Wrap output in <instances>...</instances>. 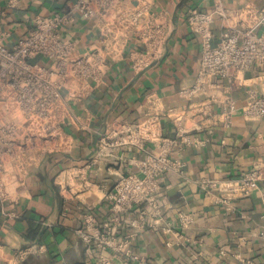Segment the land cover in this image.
<instances>
[{"label":"crops","instance_id":"1","mask_svg":"<svg viewBox=\"0 0 264 264\" xmlns=\"http://www.w3.org/2000/svg\"><path fill=\"white\" fill-rule=\"evenodd\" d=\"M71 1L0 0L4 42L11 44L32 28L36 15L61 11ZM219 1L223 6L264 7V0ZM122 2L129 8L147 2L145 14L153 21L154 34L148 40L132 32L124 38L105 39L107 69L89 93L65 101L54 130L55 144L50 135L29 146L20 159L3 164L0 172L11 196L7 208L18 215L7 218L0 211V264H244L247 259L264 264V235L259 232L264 227V116L246 117L240 107L229 126L220 121L204 123L199 133L208 137L206 144L172 152L185 166L181 173L167 171L160 181L157 198L161 214L156 220L148 216L143 225H132L139 204L119 213V234L135 232L131 249L138 257L100 249L77 232L87 213L99 225L114 214L108 197L114 181L121 172L136 170L135 158L146 153L126 146L100 152L102 133L124 121L141 120L154 104L183 108L206 99L211 110L219 111L226 94L233 95L238 105L251 90L264 94V69L256 65L242 72V79L231 91L220 75L212 76L195 94L182 91L194 82L201 53L200 37L186 19L188 9L211 8L214 0ZM213 29L217 38V18ZM259 31L264 32V23ZM60 33L73 40L78 51L99 44L105 47L99 26L78 12L60 27ZM148 44H156L157 50L148 64L135 69L133 52L145 51ZM5 117L0 109V122ZM16 120L19 134L33 131L34 126L22 117ZM162 131L174 134L169 118L162 121ZM155 149L152 143L147 145V151ZM256 167L262 174L257 186L233 199L232 207L216 199L218 187L201 183L205 178H237ZM179 210L193 215L188 225L180 224Z\"/></svg>","mask_w":264,"mask_h":264},{"label":"built area","instance_id":"2","mask_svg":"<svg viewBox=\"0 0 264 264\" xmlns=\"http://www.w3.org/2000/svg\"><path fill=\"white\" fill-rule=\"evenodd\" d=\"M146 5L147 2L129 8L122 0H73L61 11L36 15L33 27L11 44L5 43L0 33V109L7 115L0 122V169L7 161L20 159L29 146H36L43 138L53 136L66 107L65 101L85 96L102 79L109 53L105 39L124 38L130 32L145 40L152 38L155 26L145 14ZM75 12L99 26L105 47L99 44L78 51L73 40L61 35L60 27L72 19ZM215 18L220 25L217 38L213 29ZM186 19L198 33L201 47L195 80L182 89L187 95L204 89L214 75L223 76L227 82L225 87L231 91L242 79L245 69L254 65L264 69V32L259 31L260 24L264 23V7L252 4L223 6L219 0H214L211 8L190 7ZM156 50V44H148L145 51L133 52L134 68L148 64ZM221 103L219 111L211 110L210 101L206 99L191 102L183 108L154 104L141 120L124 121L102 133L98 138L100 152L126 146L146 153L135 158L136 170L121 172L114 181L108 193L114 214L101 225L92 214L84 215L83 224L76 229L82 239L103 250L109 248L114 253L122 251L131 258L138 257L131 249L135 232L119 234V213L139 204L138 216L130 220L132 225L141 226L149 217L156 220L161 214L157 198L160 181L167 171L181 173L185 166V161L173 156L172 152L188 145L206 144L208 137L199 133L206 125L204 123L207 121L210 125L220 121L229 126L232 114L239 107L246 117L264 116V94L254 90L240 105L231 94H226ZM19 116L23 122L34 126L33 131L19 134L16 120ZM165 118L172 121L173 135H165L162 131ZM149 143L156 149L147 151ZM261 177L256 167L237 178H205L201 183L208 188L218 187L216 199L232 207V200L249 194ZM58 183L64 188L61 180ZM10 198L0 172V211L7 218H14L17 212L7 208ZM262 201L264 207V194ZM178 216L181 225H188L193 219L190 212L183 210H179ZM166 229L170 230V227ZM259 232L264 235V227ZM101 258L105 259V256L101 255ZM244 264L257 263L247 259Z\"/></svg>","mask_w":264,"mask_h":264},{"label":"rangeland","instance_id":"3","mask_svg":"<svg viewBox=\"0 0 264 264\" xmlns=\"http://www.w3.org/2000/svg\"><path fill=\"white\" fill-rule=\"evenodd\" d=\"M55 144V134H53V137H52V145Z\"/></svg>","mask_w":264,"mask_h":264}]
</instances>
